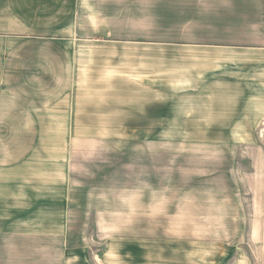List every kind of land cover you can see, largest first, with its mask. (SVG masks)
Masks as SVG:
<instances>
[{
	"label": "crops",
	"instance_id": "obj_1",
	"mask_svg": "<svg viewBox=\"0 0 264 264\" xmlns=\"http://www.w3.org/2000/svg\"><path fill=\"white\" fill-rule=\"evenodd\" d=\"M149 124L179 128L84 127ZM116 141L217 144L156 150L150 181L149 148ZM246 218L264 223V0H0V264H67L88 221Z\"/></svg>",
	"mask_w": 264,
	"mask_h": 264
},
{
	"label": "rangeland",
	"instance_id": "obj_2",
	"mask_svg": "<svg viewBox=\"0 0 264 264\" xmlns=\"http://www.w3.org/2000/svg\"><path fill=\"white\" fill-rule=\"evenodd\" d=\"M166 61V60H165ZM168 61V60H167ZM135 60H129L128 65H134ZM153 67L157 60H150ZM71 127V126H70ZM86 132H96L105 127L111 130L103 132L119 135L126 128L132 129V136L149 133L172 136L179 126L164 125H123V126H84ZM53 144L56 142H52ZM71 143V142H70ZM78 143V142H72ZM116 145L122 148L125 143H132V148H149V180L156 181V150L170 152L173 148H208L215 147L216 142L205 141H149V142H98ZM228 143L229 147H242L251 142H218ZM211 144L213 146H211ZM124 173L123 168H118ZM162 171L159 169V172ZM151 191V190H150ZM40 222H38L39 224ZM38 228L55 226L61 228L62 223L55 220H41ZM59 223V224H58ZM117 227L124 226L123 221L106 222ZM136 223V222H134ZM139 223V222H138ZM147 223V225L145 224ZM95 222L88 221L79 224L82 236L75 237L74 242L66 245L67 264H264V224L259 221V230L255 232V221L246 218L244 221H172L149 220L143 227L148 229L144 237L114 235L107 238L95 237Z\"/></svg>",
	"mask_w": 264,
	"mask_h": 264
}]
</instances>
